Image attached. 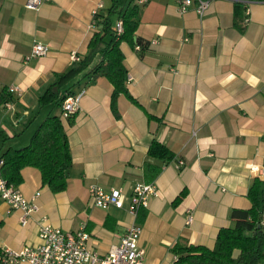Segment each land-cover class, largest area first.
Instances as JSON below:
<instances>
[{
    "label": "crops",
    "instance_id": "1",
    "mask_svg": "<svg viewBox=\"0 0 264 264\" xmlns=\"http://www.w3.org/2000/svg\"><path fill=\"white\" fill-rule=\"evenodd\" d=\"M26 3L0 0V157L26 147L49 114L61 115L55 104L40 107L39 97L72 70V52L81 59L89 54L101 29L94 11L108 15L112 0H51L37 10ZM141 6L136 39L157 43L143 52L121 43L133 77L127 87L136 101L120 93L114 111V86L107 77L85 78L82 71L68 78L64 89L85 94L73 122L63 120L73 156L67 188L54 192L38 168L25 167L17 186L27 198L40 193V211L23 226L21 212L0 198V246L40 244L37 221L46 216L63 230L86 222L90 247L107 255L133 222L129 198L137 183L147 182V162L161 171L153 180L158 193L139 218L146 264H180L178 245L213 248L220 229L234 226L232 210L251 207V185L264 178L250 169L264 168V0L250 3L249 16L246 5L231 0H215L203 18L193 9L180 14L177 0ZM111 20L115 30L119 19ZM36 42L49 53L27 60ZM10 85L22 88V95L9 94ZM154 140L173 151L172 161L149 157ZM181 160L185 164L178 168ZM91 184L123 188L125 207L94 206ZM188 209L194 214L190 225Z\"/></svg>",
    "mask_w": 264,
    "mask_h": 264
},
{
    "label": "trees",
    "instance_id": "2",
    "mask_svg": "<svg viewBox=\"0 0 264 264\" xmlns=\"http://www.w3.org/2000/svg\"><path fill=\"white\" fill-rule=\"evenodd\" d=\"M138 0H112L109 14H97L96 23L101 29L96 31L89 44V54L68 73L59 75L39 97L40 107L55 104L62 108L68 94H75L73 86L65 87L68 78L75 72L86 71L85 78L107 77L114 86L112 108L116 111V101L120 93L136 101L127 87L128 71L124 64L121 43L128 41L141 47L143 52L151 43L137 38L139 13L142 8ZM116 15L123 21L124 32L117 34L113 29L111 16ZM99 56L97 63L88 68L92 59ZM67 91V92H66ZM66 92V93H65ZM7 102V99H5ZM73 117L67 121L71 124ZM60 114H49L34 132L30 143L21 149L6 150L1 174L13 185L23 181L22 170L31 166L42 173L44 184L52 191L62 192L67 188L73 156L70 142ZM148 155L163 163L172 161L173 151L158 140L151 144ZM161 166L147 162L146 181H153L160 173ZM252 203L248 209L234 208V226L220 229L213 248L204 245H178L174 248L180 264H263L264 263V178H255L248 193ZM1 264V263H0Z\"/></svg>",
    "mask_w": 264,
    "mask_h": 264
},
{
    "label": "built area",
    "instance_id": "3",
    "mask_svg": "<svg viewBox=\"0 0 264 264\" xmlns=\"http://www.w3.org/2000/svg\"><path fill=\"white\" fill-rule=\"evenodd\" d=\"M51 0H27L28 9L37 10L44 3ZM215 0H177L180 14H185L190 10H195L203 18ZM237 4L246 5V14L250 15L249 5L255 0H231ZM138 4L144 5L148 0H138ZM103 7L102 4L99 5ZM99 14L94 11V18ZM95 23V19H94ZM117 34L124 32L123 21L120 19L116 26ZM157 43L152 41L150 45ZM140 51L141 47L137 46ZM49 53V47L41 42H36L27 60L34 57H43ZM72 60L79 62L81 57L72 52ZM133 79L132 75H127V81ZM1 86V83H0ZM9 94L22 95V88L15 85L6 86ZM85 90L81 89L75 94H68L62 105L61 116L68 120L81 110V101ZM7 109L13 108V102L5 103ZM3 161L0 160V198L6 202L11 209L21 212L20 222L27 226L33 216L40 211L38 197L36 193L32 198H27L20 188L8 182L1 174ZM185 162L179 161L177 167L181 168ZM253 172H260L264 175V168L250 165ZM157 186L154 181L139 182L135 185L133 193L129 198L128 212L133 218V222L128 226L119 245L113 246L107 255H100L89 245L91 234L88 231L87 223L82 222L76 230H63L54 226L48 217L42 216L38 221L39 237L41 243L35 246L26 245L21 249H14L8 246H0L1 264H146L145 250L140 245V237L143 233V226L139 221L142 209L149 206L150 198L156 195ZM90 201L94 206L107 209L111 206L124 208L127 194L123 188H112L106 190L103 186L91 184L89 186ZM186 224L190 225L194 220L191 209L187 211ZM264 226V221H263ZM178 258V257H177Z\"/></svg>",
    "mask_w": 264,
    "mask_h": 264
},
{
    "label": "rangeland",
    "instance_id": "4",
    "mask_svg": "<svg viewBox=\"0 0 264 264\" xmlns=\"http://www.w3.org/2000/svg\"><path fill=\"white\" fill-rule=\"evenodd\" d=\"M48 108V107H47ZM50 108V107H49ZM57 111V108H56V110H55V112Z\"/></svg>",
    "mask_w": 264,
    "mask_h": 264
}]
</instances>
